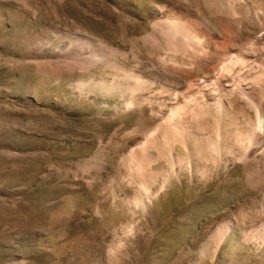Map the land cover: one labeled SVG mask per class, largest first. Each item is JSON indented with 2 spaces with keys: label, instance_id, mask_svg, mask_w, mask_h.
Returning <instances> with one entry per match:
<instances>
[{
  "label": "rangeland",
  "instance_id": "rangeland-1",
  "mask_svg": "<svg viewBox=\"0 0 264 264\" xmlns=\"http://www.w3.org/2000/svg\"><path fill=\"white\" fill-rule=\"evenodd\" d=\"M0 264H264V0H0Z\"/></svg>",
  "mask_w": 264,
  "mask_h": 264
}]
</instances>
